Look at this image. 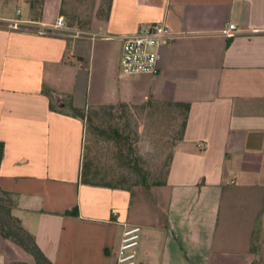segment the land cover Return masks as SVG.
<instances>
[{
	"label": "crops",
	"instance_id": "0c3cea01",
	"mask_svg": "<svg viewBox=\"0 0 264 264\" xmlns=\"http://www.w3.org/2000/svg\"><path fill=\"white\" fill-rule=\"evenodd\" d=\"M64 2L43 0L34 19L30 0H0V186L13 213L55 264H116L134 223L146 264H264V0H111L90 26L55 28ZM15 17L34 23L12 28ZM157 22L186 33L159 48L157 73L121 77L123 38ZM150 100L190 103L165 182L82 181L86 123L70 105ZM24 255L0 231V264Z\"/></svg>",
	"mask_w": 264,
	"mask_h": 264
},
{
	"label": "rangeland",
	"instance_id": "374dc122",
	"mask_svg": "<svg viewBox=\"0 0 264 264\" xmlns=\"http://www.w3.org/2000/svg\"><path fill=\"white\" fill-rule=\"evenodd\" d=\"M108 1L65 0L63 15L69 25L88 27L94 19L106 16ZM87 115L84 164L92 180L131 188L147 183L155 186L165 179L173 147L182 133L183 107L151 100L128 106L96 105L87 108ZM0 196L5 205L15 203L14 195ZM0 219L12 224L5 209ZM13 264L36 263L25 256Z\"/></svg>",
	"mask_w": 264,
	"mask_h": 264
},
{
	"label": "built area",
	"instance_id": "2783aa9c",
	"mask_svg": "<svg viewBox=\"0 0 264 264\" xmlns=\"http://www.w3.org/2000/svg\"><path fill=\"white\" fill-rule=\"evenodd\" d=\"M34 20L15 17L10 20L12 28H28ZM67 26L66 19L59 15L53 27L64 28ZM235 23H229L224 29L226 35L236 33ZM186 31L172 29L164 22H157L141 27L137 32L123 38V52L121 57L120 76L136 74L140 72H158L159 48L170 44L181 37ZM142 225L129 224L123 231L119 246L116 264H146L137 257V247L140 242Z\"/></svg>",
	"mask_w": 264,
	"mask_h": 264
},
{
	"label": "trees",
	"instance_id": "16d2710c",
	"mask_svg": "<svg viewBox=\"0 0 264 264\" xmlns=\"http://www.w3.org/2000/svg\"><path fill=\"white\" fill-rule=\"evenodd\" d=\"M32 11H33V18L34 19H39L42 16V4L43 0H30ZM39 3V5H38ZM110 3L111 0L108 1V8H110ZM39 7V8H38ZM44 91L48 94H51V89L49 87H44ZM151 101V100H150ZM170 104H175L178 106L183 107L184 109V118H183V123H182V131L186 125L187 121V112L190 108V103L189 102H175V103H170ZM52 107H55V105L51 104ZM70 111L72 114L76 116H80L83 119L88 117L87 115V108H81V107H76L74 105H70ZM116 133H119V129L116 128ZM182 136V133H181ZM4 152V143L0 141V161L2 159ZM170 165V162H169ZM168 165V166H169ZM168 171V169H167ZM167 175V173H166ZM82 181L86 183H98V184H105V185H110V186H118V187H124V186H119V185H114L108 182H98L92 180V178L89 177V171L87 169V166L84 164L82 167V174H81ZM145 179V178H144ZM166 179V177H165ZM165 179L163 181H160L157 183V185L165 182ZM147 183L146 181H144ZM147 186H151L148 183L146 184ZM14 195V193L10 190L4 189L3 187L0 186V195ZM15 196V195H14ZM16 204L13 205H5L3 198L0 196V212L1 210L5 209L6 214L9 216V218L12 219V224H6L3 222V220L0 219V231L2 234L8 238H11L14 240L19 246H21L27 253L33 256L35 263L36 264H55L47 255L46 253L42 250L40 245L37 243L36 238L34 234H32L30 231H28L25 226L22 223V220L20 217L12 213V208H14ZM68 213H74L78 214L79 210L78 207H75L72 210H68Z\"/></svg>",
	"mask_w": 264,
	"mask_h": 264
}]
</instances>
